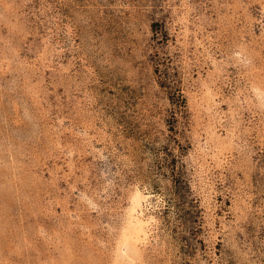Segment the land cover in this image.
<instances>
[{"label": "rangeland", "instance_id": "rangeland-1", "mask_svg": "<svg viewBox=\"0 0 264 264\" xmlns=\"http://www.w3.org/2000/svg\"><path fill=\"white\" fill-rule=\"evenodd\" d=\"M0 264H264V0H0Z\"/></svg>", "mask_w": 264, "mask_h": 264}]
</instances>
